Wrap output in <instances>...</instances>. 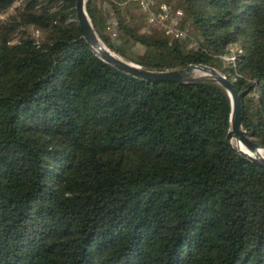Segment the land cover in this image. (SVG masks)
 Wrapping results in <instances>:
<instances>
[{"label": "trees", "instance_id": "obj_1", "mask_svg": "<svg viewBox=\"0 0 264 264\" xmlns=\"http://www.w3.org/2000/svg\"><path fill=\"white\" fill-rule=\"evenodd\" d=\"M75 1L30 0L0 21V264H264V165L226 146V92L104 63ZM182 3L193 47L143 31L137 0L85 8L126 61L225 76L246 137L264 146V0Z\"/></svg>", "mask_w": 264, "mask_h": 264}, {"label": "water", "instance_id": "obj_2", "mask_svg": "<svg viewBox=\"0 0 264 264\" xmlns=\"http://www.w3.org/2000/svg\"><path fill=\"white\" fill-rule=\"evenodd\" d=\"M85 3L86 0L75 1L76 21L82 38L96 57L122 73L149 83H216L226 92L230 100V129L224 139L226 146L250 162L264 165V156L261 153V151H264V146L248 139L246 132L242 129L239 95L231 81H228L225 76L206 65H190L185 68L167 71H150L121 59L111 52L97 35L86 13ZM233 140H235V145L232 143Z\"/></svg>", "mask_w": 264, "mask_h": 264}, {"label": "built area", "instance_id": "obj_3", "mask_svg": "<svg viewBox=\"0 0 264 264\" xmlns=\"http://www.w3.org/2000/svg\"><path fill=\"white\" fill-rule=\"evenodd\" d=\"M140 11L145 14L147 24L159 27L168 36L180 39L186 37V33L179 26L183 13L180 10L171 8L168 4L157 0H137ZM116 36V33H113ZM234 64L235 57L229 59Z\"/></svg>", "mask_w": 264, "mask_h": 264}, {"label": "rangeland", "instance_id": "obj_4", "mask_svg": "<svg viewBox=\"0 0 264 264\" xmlns=\"http://www.w3.org/2000/svg\"><path fill=\"white\" fill-rule=\"evenodd\" d=\"M17 1V2H16ZM14 2V4L12 5L11 8H9L7 10V12H5L4 14H2L0 16V21L3 22L4 20H6V18L8 17H13L16 13L17 10H21L23 9L25 6H27L28 1L30 0H16ZM40 1V0H37ZM158 2H163L168 4L171 8L176 9V10H180L183 13V18L180 20L179 22V26L182 30L185 31L186 33V44L188 45V47H193L196 43H197V38H198V34L197 32L194 31L191 20L187 17V14L185 13L184 9H183V3L182 0H157ZM110 23H112V21H109ZM140 26L143 27V31H148L149 28L151 26H149L148 24L145 25L144 22H142L141 20L138 21ZM112 31V29H110ZM31 35L35 38L38 39L40 37V33L32 28L29 29ZM117 36V35H116ZM238 47H234V50H237ZM128 52L129 50L126 49ZM111 51V50H110ZM112 52V51H111ZM114 53V52H113ZM116 55V53H114ZM118 56V55H117ZM119 57V56H118ZM121 58V57H120ZM122 59V58H121ZM125 60V59H123ZM126 61V60H125ZM130 62V61H127ZM235 142V140H233Z\"/></svg>", "mask_w": 264, "mask_h": 264}, {"label": "bare ground", "instance_id": "obj_5", "mask_svg": "<svg viewBox=\"0 0 264 264\" xmlns=\"http://www.w3.org/2000/svg\"><path fill=\"white\" fill-rule=\"evenodd\" d=\"M233 145H235V142L232 141ZM262 155L264 156V151H261Z\"/></svg>", "mask_w": 264, "mask_h": 264}]
</instances>
